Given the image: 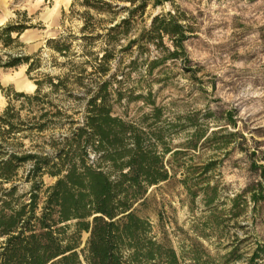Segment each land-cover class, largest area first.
Listing matches in <instances>:
<instances>
[{
	"label": "rangeland",
	"instance_id": "rangeland-1",
	"mask_svg": "<svg viewBox=\"0 0 264 264\" xmlns=\"http://www.w3.org/2000/svg\"><path fill=\"white\" fill-rule=\"evenodd\" d=\"M9 24L28 29L17 42L0 43V60L29 56L40 64L31 74L27 65L0 68V112L8 95H34L44 76L70 78L73 97L60 92L49 101L76 128L105 87L114 116L160 133L152 143L170 150L164 163L171 178L134 206L146 236L183 264H264V198H251L264 186V0H0V33ZM180 32L184 54L176 47ZM43 89L51 93L48 84ZM69 128L56 119L41 134L44 153ZM196 133L210 140L193 149ZM88 238L82 233L80 249Z\"/></svg>",
	"mask_w": 264,
	"mask_h": 264
},
{
	"label": "trees",
	"instance_id": "trees-1",
	"mask_svg": "<svg viewBox=\"0 0 264 264\" xmlns=\"http://www.w3.org/2000/svg\"><path fill=\"white\" fill-rule=\"evenodd\" d=\"M27 29L7 25L1 30L0 43L17 42ZM160 31L175 33L166 28ZM179 37L176 47L184 54L186 36L180 32ZM56 43L51 40L49 45L61 52ZM178 55L173 52L172 57ZM32 60L9 56L0 60V68L27 65L31 74L40 64L39 59ZM56 80L50 76L36 80L34 95L17 93L13 99L8 95L9 103L0 112V264H183L173 249L146 236L147 223L134 213L148 188L171 178L164 163L170 150L160 153L152 143L161 142L162 135L148 134L114 116L104 102L105 87L87 104L82 125L71 127L72 118L49 99L60 92L72 98V80ZM47 84L48 95L43 94ZM75 86L83 88L82 79ZM58 118L68 121L70 128L47 141L49 151L44 153L41 134ZM195 136L196 143L189 142L193 149L197 141L210 140L204 133ZM259 167L264 178V166ZM45 176L55 183L46 185ZM260 187V194L251 197L254 202L264 198V186ZM71 227L74 231L69 234ZM82 233L89 238L80 249Z\"/></svg>",
	"mask_w": 264,
	"mask_h": 264
},
{
	"label": "bare ground",
	"instance_id": "bare-ground-1",
	"mask_svg": "<svg viewBox=\"0 0 264 264\" xmlns=\"http://www.w3.org/2000/svg\"><path fill=\"white\" fill-rule=\"evenodd\" d=\"M60 1V0H59ZM58 2V1H57ZM20 79V78H19ZM19 82H20V80H19ZM22 82L20 83V85L22 86ZM28 90H33V89H35V85L34 84H32V83H27V85L25 86Z\"/></svg>",
	"mask_w": 264,
	"mask_h": 264
}]
</instances>
